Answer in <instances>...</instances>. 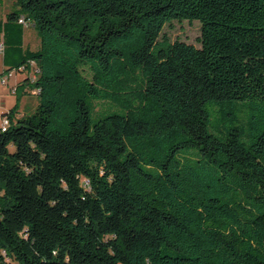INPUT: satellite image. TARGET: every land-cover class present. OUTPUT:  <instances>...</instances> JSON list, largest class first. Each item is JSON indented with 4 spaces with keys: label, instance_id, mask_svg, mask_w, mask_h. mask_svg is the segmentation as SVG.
I'll return each instance as SVG.
<instances>
[{
    "label": "trees",
    "instance_id": "16d2710c",
    "mask_svg": "<svg viewBox=\"0 0 264 264\" xmlns=\"http://www.w3.org/2000/svg\"><path fill=\"white\" fill-rule=\"evenodd\" d=\"M0 40L39 96L0 128V264H264V0H15Z\"/></svg>",
    "mask_w": 264,
    "mask_h": 264
},
{
    "label": "rangeland",
    "instance_id": "374dc122",
    "mask_svg": "<svg viewBox=\"0 0 264 264\" xmlns=\"http://www.w3.org/2000/svg\"><path fill=\"white\" fill-rule=\"evenodd\" d=\"M15 0H0V18L3 21L7 20V12L11 10L13 7L11 5L14 4ZM4 16V17H3ZM24 29H26V43L29 44L32 48H37L40 42V38L38 36V33L34 26H32L30 23H23ZM165 31L171 36L172 40L180 39L187 41L189 43H194L197 46H201V43L199 41V38L201 37L202 31H201V22L199 20L189 21H177L174 20L171 24H168L165 28ZM5 64L4 61V55L0 52V67ZM34 73H36V68H34ZM16 73H26L25 71L20 72L17 71ZM2 75L0 74V79ZM12 80V78H11ZM10 81V79H9ZM7 86L0 85V91L3 93L6 91ZM9 97V101L20 102V108L23 112L26 114H32L35 112L38 104H39V96L37 94V90L33 89L29 94H20L14 92V93H8L4 94V96ZM20 98V100H19Z\"/></svg>",
    "mask_w": 264,
    "mask_h": 264
},
{
    "label": "crops",
    "instance_id": "0c3cea01",
    "mask_svg": "<svg viewBox=\"0 0 264 264\" xmlns=\"http://www.w3.org/2000/svg\"><path fill=\"white\" fill-rule=\"evenodd\" d=\"M15 6V1H14V4L11 5V7H14ZM10 11V10H9ZM9 11L7 12V14L9 13ZM4 17V16H3ZM0 18H2V16H0ZM32 25V24H31ZM33 26V25H32ZM26 29H24V33H23V44H24V47H28V48H32L29 46V44L26 43ZM39 45H40V42H39ZM38 45V46H39ZM38 48V47H37ZM32 49H36V48H32ZM3 55H4V52H2ZM5 59V57H4ZM5 61V60H4ZM10 61V60H9ZM10 64L9 63H6L3 64L1 67H0V74L2 75V73L4 72L5 69L9 68ZM20 72H23V71H20ZM12 78V80H11ZM27 78V73H15L10 77V81H8L6 84H3L1 83L0 81V85L2 86H7L6 88V91L3 93L2 91H0V95H1V99H0V110L1 111H9L12 107L15 106L16 102L12 101L10 102L9 101V97L6 95L4 96V94H8V93H14L15 91H12V88H16L19 86V83L23 80H25ZM25 91H29L31 92L32 90L26 86L25 87ZM26 95V94H24ZM26 113L23 112L20 108V104H19V109H18V112H17V116H22V115H25Z\"/></svg>",
    "mask_w": 264,
    "mask_h": 264
},
{
    "label": "built area",
    "instance_id": "2783aa9c",
    "mask_svg": "<svg viewBox=\"0 0 264 264\" xmlns=\"http://www.w3.org/2000/svg\"><path fill=\"white\" fill-rule=\"evenodd\" d=\"M20 22L22 23H29L27 22L23 17L20 19ZM5 51V43L3 40H0V52H4ZM34 63V62H33ZM35 68V67H34ZM25 70V66H21L19 69H13L11 71H9L8 73L2 74V77L0 79L1 83L6 84L10 77L17 71H24ZM30 77L34 78L35 77V73L34 71H32L30 73ZM12 91H16V88H12ZM0 99H1V95H0ZM8 111H1L0 110V128L2 130H6L9 126H10V118L8 116Z\"/></svg>",
    "mask_w": 264,
    "mask_h": 264
}]
</instances>
